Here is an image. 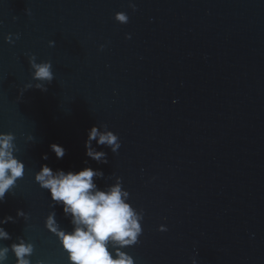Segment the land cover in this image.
<instances>
[{
	"label": "water",
	"instance_id": "water-1",
	"mask_svg": "<svg viewBox=\"0 0 264 264\" xmlns=\"http://www.w3.org/2000/svg\"><path fill=\"white\" fill-rule=\"evenodd\" d=\"M43 63L51 81L34 78ZM94 124L119 137L116 152L91 142L107 163L85 155ZM0 133L25 164L0 203L3 264L18 238L30 264H69L45 163L128 193L133 264H264V0H0Z\"/></svg>",
	"mask_w": 264,
	"mask_h": 264
},
{
	"label": "clouds",
	"instance_id": "clouds-1",
	"mask_svg": "<svg viewBox=\"0 0 264 264\" xmlns=\"http://www.w3.org/2000/svg\"><path fill=\"white\" fill-rule=\"evenodd\" d=\"M117 18L121 22L126 21L123 14H119ZM32 66L35 69V79H53L51 63ZM12 140L11 134L0 133V203L4 202L6 193L25 174V164L13 155ZM93 140L98 145L111 146L113 152L120 147L119 137L114 132H102L94 124L87 130L84 147L85 155L97 163H107V154L94 151L91 146ZM49 148L57 159L64 157L66 149L62 145L52 143ZM42 159L47 160V154ZM94 176L102 177L103 172L90 167L79 171H54L46 163L41 165L35 175L36 182L41 188L48 190L53 207L60 206L65 216L71 217L70 223L73 225L71 231L60 229L53 212L46 219V227L59 237L68 254L69 264H133L132 257L119 249L137 242V237L142 232L138 222L141 217L125 202L128 193L122 190L119 183L102 191L93 182ZM24 215L22 210H17V216ZM12 221L13 217L6 216L0 220V225ZM9 238L10 234L0 227V239ZM11 249L17 258V264H30L26 257L33 250L31 244L18 238ZM8 250V247L0 249V264H3Z\"/></svg>",
	"mask_w": 264,
	"mask_h": 264
}]
</instances>
